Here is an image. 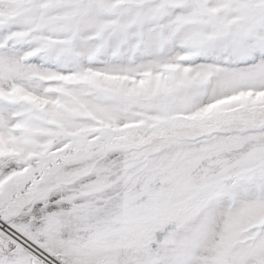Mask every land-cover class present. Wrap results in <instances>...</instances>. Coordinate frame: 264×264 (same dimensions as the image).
<instances>
[{"label":"snow or ice","instance_id":"1","mask_svg":"<svg viewBox=\"0 0 264 264\" xmlns=\"http://www.w3.org/2000/svg\"><path fill=\"white\" fill-rule=\"evenodd\" d=\"M0 264H264V0H0Z\"/></svg>","mask_w":264,"mask_h":264}]
</instances>
